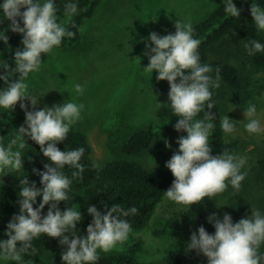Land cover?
Instances as JSON below:
<instances>
[{
    "label": "clouds",
    "instance_id": "1",
    "mask_svg": "<svg viewBox=\"0 0 264 264\" xmlns=\"http://www.w3.org/2000/svg\"><path fill=\"white\" fill-rule=\"evenodd\" d=\"M0 8L4 18L11 22L8 27L23 37V48L15 51L18 79L9 83L10 65L7 62L0 63V67L5 69L0 79L7 84L6 88L0 90V107L12 111L19 102L26 115V127L20 126L17 135L6 147L0 144V173H18L23 168L25 137L38 144L43 156L50 161L44 165L45 171L33 169L41 177L42 188L37 187L35 182L30 186L27 176L21 180L20 214L14 215L8 223V238L0 240V259L25 264L22 254L28 253L30 249L32 253L36 252L32 246L33 239L47 234L67 246L61 254L64 264H96L99 251L108 253L118 248L123 250L121 246L128 240L132 227L129 221L121 217L136 215L138 209L132 207L125 210L113 204L104 214L96 206H90L88 213L93 219L87 227V235H77V223L83 219L81 212L74 207L62 211L58 205L61 201H68L72 184L62 169L67 165L75 169L72 177L82 178L85 169L81 160L85 149L81 147L62 151L57 145L68 137L71 126L81 119L84 105L69 101L36 110L40 97L49 91L39 95L30 94L26 83L30 73L40 71L42 54L51 53L66 36L74 37L75 33L69 31L65 24L72 22L78 6L67 3L64 10L66 19L62 22H57L54 0H44L43 3L40 0H4ZM22 8L26 10L21 11ZM224 8L231 17L241 16V9L233 0H224ZM250 11L257 30L264 31V8L253 2ZM175 28L174 34L161 36L155 31L150 33L151 43L146 44L144 53L149 64L144 67V71L153 74L157 70L156 79L168 81L169 107L179 117L174 125L175 130L187 132L186 136L178 138L179 150L166 162V167L175 179L165 191V196L178 205L191 207L205 198L213 199L222 194L229 184L239 192L247 175L241 172L246 157L230 154L227 150L220 155H212L210 135L214 125L207 121L214 119V115L207 111L205 119L196 117L205 109V105L207 109L214 108L210 88H219V72L213 80L208 75L212 71L211 67L201 63L198 51L201 41L193 37L191 22L177 20ZM0 40L7 45L9 37L0 33ZM244 47L248 55L264 52V44L255 39L245 43ZM75 91L83 95V86L76 84ZM25 100H30L33 110H28V105L23 103ZM256 111L255 104L251 103L244 110L248 120L245 130L249 134L262 131L260 120L255 118ZM221 128L226 134L236 131L235 122L229 116L222 118ZM165 143L171 148L167 140ZM41 196L39 207H34L37 197ZM46 205L50 207L47 214L42 215ZM105 208H108L106 204ZM208 220L214 223L215 233L209 234L205 227H199L198 232L194 231L191 235L189 251L203 253L208 264H261L264 257L258 250L264 244V215L258 209L252 208L251 217L241 218L236 223H233L228 213L224 214L223 219L213 213ZM68 233H71L72 238Z\"/></svg>",
    "mask_w": 264,
    "mask_h": 264
},
{
    "label": "trees",
    "instance_id": "2",
    "mask_svg": "<svg viewBox=\"0 0 264 264\" xmlns=\"http://www.w3.org/2000/svg\"><path fill=\"white\" fill-rule=\"evenodd\" d=\"M102 0H54L58 12H64L67 3H75L78 6L77 13L72 17V22L65 24V27L75 33L74 37H65L59 47L68 48L76 46L81 39V29L87 18L92 16L97 6ZM4 0H0L2 4ZM241 9L240 17H231L225 12L224 0L211 10L204 18L195 22L193 26V37L201 41L199 54L201 63L211 67L208 73L213 80L219 72V88H210L213 93L212 100L215 106L212 109H205L198 114L205 119V115L211 112L214 119L207 121L213 123L211 130L210 146L212 155H220L225 150L230 154H237L240 145L243 143L241 137L235 134H226L221 128V120L228 115L229 107H246L248 102L259 94L260 89H264V52L248 55L245 43L255 39L264 44V33L258 31L253 24L251 15V4L254 2L264 8V0H233ZM19 19V18H18ZM11 22L4 18L3 10L0 8V33L8 35L9 40L6 45L0 40V56L9 49H22V34L13 32L8 25ZM73 24L75 26H73ZM21 26L23 22L21 20ZM50 53L42 54V63L47 60ZM10 65L8 70L9 83L18 79L19 74L15 71V52L1 63ZM5 69L0 67V74ZM253 73L258 75L253 81ZM7 87V84L0 79V90ZM29 106L26 100L23 101ZM20 107V103H17ZM23 110V109H22ZM24 111V110H23ZM25 112V111H24ZM264 113V111H263ZM9 110L0 107V138H6L12 132V124L8 119ZM27 147V163L24 176L30 182L36 183L42 188L41 177L33 171H45L44 165L50 163L40 151V146L25 137ZM154 143V133L146 127L134 129L129 136L120 144L118 153L105 165L99 166L92 156V146L87 135L76 129L70 128L68 137L60 142L57 147L62 151H69L83 147L85 149L81 163L84 165V172L81 177H72L75 169L65 166L62 171L71 180L72 184L68 192V201H61L58 207L66 210L68 207L76 206V194L81 193L87 208L96 206L102 213L106 214L113 204L119 205L127 210L132 207L138 209V214L121 217L130 222L134 229H145L151 225L156 213L158 204L165 196V191L171 187L174 176L169 169L163 165H150L140 156L149 152ZM29 157L32 159L30 160ZM241 172H246V178L241 183V190L236 192L229 184L227 190L216 195L213 199L205 198L199 204H193L180 217H159L157 218L154 233L157 235L170 234L174 237L172 245L167 249L165 257L154 264H208V259L203 253L196 250H188L191 235L198 232L203 226L209 234L215 233L214 223H210L208 217L213 213L218 218L223 219L225 213L232 216L233 223L241 218H249L252 215V208L258 209L264 215V147L257 151L256 163L252 168H242ZM24 178V177H23ZM22 189L21 183L6 182L0 186V214L13 213L18 215L17 209L20 207L19 192ZM42 196L37 197L34 207H39ZM105 204L108 208H105ZM50 205H46L42 210V215H46ZM0 222V240L7 239V225L12 220ZM92 220H88L83 226L77 228V235L83 237L87 235V227ZM71 237V233H68ZM58 238L48 237L41 234L39 238L32 241V246L36 249L22 254L24 258H37L44 255L48 249L59 245ZM19 247V245H18ZM67 246H62V252ZM142 244L140 241L132 243L128 248L121 251H111L104 253L99 251V259L96 264H142L140 253ZM259 254L264 257V244L259 248ZM62 252L54 256L49 264H64ZM264 264V260L261 261Z\"/></svg>",
    "mask_w": 264,
    "mask_h": 264
},
{
    "label": "rangeland",
    "instance_id": "3",
    "mask_svg": "<svg viewBox=\"0 0 264 264\" xmlns=\"http://www.w3.org/2000/svg\"><path fill=\"white\" fill-rule=\"evenodd\" d=\"M222 1L102 0L92 16L86 19L79 43L74 47L54 48L42 63L40 71L29 74L26 83L30 94L39 95L49 91L40 97L36 110L69 101L83 104L81 119L71 128L87 135L92 146V156L99 166L116 156L120 144L134 129L149 128L154 133V143L140 159L150 165L166 167V162L179 150L178 138L186 136L187 132L175 130L174 125L179 117L169 107L168 81H158L157 70L153 74L144 71V67L149 64L148 57L144 55L146 44L151 43V32L155 31L161 36L174 34L177 20L190 21L194 26L195 22L204 18ZM40 2L43 3L44 0ZM24 10L26 9H21ZM57 17V22L66 19L64 12L57 11ZM252 21L255 25L253 17ZM14 52L12 47L5 50L0 56V63ZM252 76L253 81L258 78L255 73ZM259 81H255L256 84ZM76 84L83 86V95L76 93ZM260 90L246 107L231 106L226 115L236 125V131L231 134L243 139L239 152L235 155L246 157L243 168L249 170L256 163L257 151L264 147V89ZM26 101L31 104L30 100ZM250 103L256 106L255 118L260 120L262 128L259 134H249L245 130L248 120L244 110ZM29 110H33L32 105ZM8 119L12 124V132L6 138H0V144L5 147L17 135L20 126L26 127L25 112L17 105L14 110L9 111ZM196 119L203 120L199 116ZM165 140L171 144V148L166 146ZM22 155L23 168L18 173H0V186L6 182H21L26 169L27 147ZM76 197L75 209L83 216L77 223V228H80L93 217L88 213L82 194L77 193ZM187 209L188 207L178 205L164 196L157 206L151 225L145 229L132 228L128 240L121 246L122 249L140 241L141 263H158L165 257L174 237L154 233L157 218L180 217ZM15 213H20V207ZM12 215L13 213L0 214V222L8 221ZM62 246L64 245L53 246L37 258L22 257L25 264H49L56 254L62 252ZM113 251L121 250L118 248ZM0 264L16 262L0 259Z\"/></svg>",
    "mask_w": 264,
    "mask_h": 264
}]
</instances>
